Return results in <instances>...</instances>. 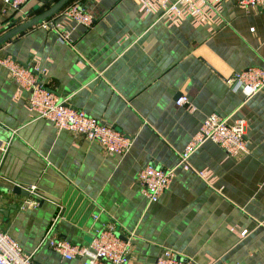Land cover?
<instances>
[{"label":"crops","instance_id":"crops-1","mask_svg":"<svg viewBox=\"0 0 264 264\" xmlns=\"http://www.w3.org/2000/svg\"><path fill=\"white\" fill-rule=\"evenodd\" d=\"M55 1L29 0L16 10L0 0V36ZM81 4L94 24L78 25L74 44L37 25L0 46L1 230L34 264H83L51 249L45 235L87 245L109 224L131 241L129 264H157L168 249L194 264H264V89L247 99L228 81L264 68V9L225 0L227 22L211 33L189 20L143 17L139 0ZM6 57L32 69L68 106L122 132L131 151L110 155L99 142L33 117L31 92L16 83ZM181 95L190 107L176 103ZM212 113L244 121L246 152L228 156L207 141L191 156L193 169L179 167L151 203L140 171L175 167Z\"/></svg>","mask_w":264,"mask_h":264},{"label":"built area","instance_id":"built-area-1","mask_svg":"<svg viewBox=\"0 0 264 264\" xmlns=\"http://www.w3.org/2000/svg\"><path fill=\"white\" fill-rule=\"evenodd\" d=\"M11 7L20 10L29 0H5ZM225 0H139L138 12L145 17L149 14L158 16L171 25L190 21L196 27L206 26L211 33L218 30L227 21L224 19L223 3ZM245 7L264 9V0H235ZM12 21L8 29L25 23ZM18 24V25H16ZM67 25H74L69 28ZM93 16L81 3H74L42 22L39 27L55 31L62 42L74 44L73 31L78 25L91 27ZM3 64L12 73V77L21 89L30 91L28 108L35 118L51 120L58 130H70L88 140L99 142L110 155H127L133 142L114 126L104 124L82 110L67 105L57 95L48 91L38 79L37 74L11 57H6ZM235 90H241L250 99L264 89V68L249 67L235 73L229 80ZM179 106H191L186 95L177 98ZM246 126L244 121L229 123L228 119L217 113L210 114L189 144L179 153L175 167L162 168L154 165L145 166L138 174L144 195L151 203L157 202L171 187L177 177V169H193L190 158L207 141L220 145L228 156H239L246 152ZM202 175V173H200ZM95 220L99 218L94 215ZM245 232H242V235ZM51 249L65 259H79L83 264H129L131 241L118 236L114 224L98 230L89 244L74 243L52 231L45 235L44 241ZM0 264H34L32 254L9 234L0 228ZM157 264H194L181 259L168 249L157 258Z\"/></svg>","mask_w":264,"mask_h":264},{"label":"water","instance_id":"water-1","mask_svg":"<svg viewBox=\"0 0 264 264\" xmlns=\"http://www.w3.org/2000/svg\"><path fill=\"white\" fill-rule=\"evenodd\" d=\"M71 0H59L57 1L53 6H51L48 10L42 12L41 14L31 18L30 20L26 21L25 23L14 27L10 31L6 32L2 36H0V46L9 40H11L13 37L23 33L24 31L35 27L37 25H40L42 22L46 21L51 16L58 13L62 8H64ZM16 193H23L26 195V193L23 191V189L19 186L15 187Z\"/></svg>","mask_w":264,"mask_h":264},{"label":"trees","instance_id":"trees-1","mask_svg":"<svg viewBox=\"0 0 264 264\" xmlns=\"http://www.w3.org/2000/svg\"><path fill=\"white\" fill-rule=\"evenodd\" d=\"M57 1H59V0H56L55 3H56ZM77 2H78V3H81V0H71V1H70L65 7H67V6H69V5H72V4H74V3H77ZM52 6H53V5H52ZM50 7H51V5L47 6L46 10H48ZM65 7H64V8H65ZM64 8H62L61 10H63ZM61 10H60V11H61ZM38 11H39V10H38ZM60 11H59V12H60ZM39 14H40V13H39ZM39 14H38V15H39ZM56 14H57V13H56ZM36 16H37V15H36ZM53 16H54V15H53ZM51 17H52V16H51ZM26 19H27V18H26ZM17 22H19V21H17ZM16 25H18V24H16ZM18 26H19V25H18ZM16 27H17V26H16ZM12 29H13V28H12Z\"/></svg>","mask_w":264,"mask_h":264}]
</instances>
